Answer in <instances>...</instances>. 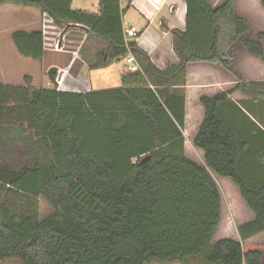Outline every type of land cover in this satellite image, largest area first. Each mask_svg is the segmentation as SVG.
Returning a JSON list of instances; mask_svg holds the SVG:
<instances>
[{"label": "trees", "instance_id": "1", "mask_svg": "<svg viewBox=\"0 0 264 264\" xmlns=\"http://www.w3.org/2000/svg\"><path fill=\"white\" fill-rule=\"evenodd\" d=\"M97 1L91 13L73 9L74 0H0L61 28L85 27L107 47L103 56L133 54L143 65L133 88L58 91L56 68L47 73L53 88H33L29 77L0 84V264H264V181L243 173L253 146L231 114L248 121L234 94L264 101V83L243 82L233 66L237 46L264 60V33L248 38L236 0H185L186 28L173 31L179 63L160 70L126 37L123 4L133 0ZM11 38L21 57L44 59L42 31ZM197 63L219 65L239 83L201 97L188 132L185 78ZM217 177L235 187L251 219L232 235ZM41 199L53 209L44 219Z\"/></svg>", "mask_w": 264, "mask_h": 264}, {"label": "crops", "instance_id": "2", "mask_svg": "<svg viewBox=\"0 0 264 264\" xmlns=\"http://www.w3.org/2000/svg\"><path fill=\"white\" fill-rule=\"evenodd\" d=\"M210 2L214 7H217L225 1L210 0ZM93 6L92 11L76 8L75 10L98 13L99 2L97 1ZM241 7H244L245 10L241 9ZM126 8L127 5L124 3L123 9L126 10L124 16L125 33L128 29L134 27L138 32L136 42L139 48L147 55L148 60L160 70H166L170 65H177L179 59L174 50L173 31H184L186 28L187 6L185 0H133L130 7ZM235 10L238 16L247 19L249 22L256 20L251 17L255 12L251 9V0H236ZM129 11L134 12L138 20H132L128 24L126 18ZM33 16L36 19L47 18L46 15L41 14L38 10ZM75 29L79 32L82 31L86 35L89 33V30L82 26H75ZM253 37L254 41H259L258 38ZM262 45L264 46V41ZM84 50L85 48L82 46L79 52L77 50L70 52L71 60L63 66L67 68H63L59 62H53L52 60L47 61L48 64L45 68L48 71L52 68L68 70L71 68L75 72V91L69 92L73 93L84 94L92 91H108L119 89L123 85L128 88L136 87L138 79L135 74L142 71L143 65L140 59H137L133 54H129L126 58L117 61L108 55L103 56L107 50L105 45L92 46L89 52H84ZM46 55L47 52L44 58H46ZM90 59H95L97 62H91ZM233 66L243 82L264 83V60L250 55L241 46H237L234 50ZM135 67L138 69L132 70ZM238 83L234 77L225 72L219 65L206 63L190 64L187 67L185 78L187 118L202 116V110L198 106L201 97L227 92L234 89ZM0 84L19 86L6 80L0 81ZM31 87L47 89L45 84L44 87H41L32 80ZM232 99L240 104L241 109L248 117L247 121L243 115H240V110L232 111V117L235 119L234 125H236L235 127L244 140H247L253 146L252 154L247 155L243 161V173L247 179L264 181V101H255L241 94H234ZM240 122L245 125L242 124L241 126ZM222 183L234 187L227 180H222ZM233 190L235 191L236 189ZM244 214H246L245 218L239 216L238 225L245 224L251 220L247 212ZM226 227L225 225V229H227Z\"/></svg>", "mask_w": 264, "mask_h": 264}, {"label": "rangeland", "instance_id": "3", "mask_svg": "<svg viewBox=\"0 0 264 264\" xmlns=\"http://www.w3.org/2000/svg\"><path fill=\"white\" fill-rule=\"evenodd\" d=\"M226 1V0H224ZM97 3V0H74L73 9H83L92 11L93 5ZM241 9L245 10L244 7ZM251 9L255 12L251 17L256 20L251 21V33L248 38L252 40L258 38V33H264V8L262 7L261 0H251ZM37 10L33 8L18 7L15 5L7 4L0 8V81L6 80L17 85H26V78H31L32 81L41 87L44 84L47 88H53L48 78V70L46 66L47 61L59 62L60 66H65L71 60L70 52H79L81 47L85 48L84 52H89L92 46H102L103 44L91 39L88 35L79 32L75 29V26L65 25L64 27H58L54 25L48 18L36 19L33 15ZM126 22L129 24L132 20H138L137 15L134 12L129 11L127 14ZM15 31H42L44 37H46V44H57L60 41V47L62 52L47 51L46 58L41 61H34L31 59H26L21 57L13 42L12 34ZM77 47H79L77 49ZM76 48V49H75ZM57 53V54H56ZM85 54V53H83ZM91 62H97L95 59H90ZM67 68V67H63ZM59 70V69H58ZM68 72L64 90L75 91V72L68 69H62ZM58 74V73H57ZM196 119L189 117L188 119V132H192L196 129ZM188 143H190L189 137ZM190 152L193 156L197 157L198 160L203 162V157L200 152L190 145ZM215 181L219 185L222 193L224 194L225 211L229 219L227 220L226 233L232 235L234 231H237L238 218L239 216L243 218L246 217L245 212L248 213L245 206H243L240 200L239 193L235 187L227 186L226 183H222L221 178H215ZM221 183V184H220ZM40 203V218L44 219L53 213V209L48 205V203L41 199ZM152 264H161L158 262H153ZM175 264V263H174ZM180 264V263H176ZM192 264H206L203 258L193 262Z\"/></svg>", "mask_w": 264, "mask_h": 264}, {"label": "built area", "instance_id": "4", "mask_svg": "<svg viewBox=\"0 0 264 264\" xmlns=\"http://www.w3.org/2000/svg\"><path fill=\"white\" fill-rule=\"evenodd\" d=\"M126 37L129 40H136L138 37V32L133 28H130L126 31ZM44 40L46 41V37H44ZM46 44L44 43V47L46 51H53V52H62L61 47H60V41L57 44ZM138 68H132V70H137ZM68 72L66 70L59 69L58 74L55 79V84L57 85V89L64 90L66 78H67Z\"/></svg>", "mask_w": 264, "mask_h": 264}, {"label": "water", "instance_id": "5", "mask_svg": "<svg viewBox=\"0 0 264 264\" xmlns=\"http://www.w3.org/2000/svg\"><path fill=\"white\" fill-rule=\"evenodd\" d=\"M71 26H72V25H71ZM75 26L79 27V25H75Z\"/></svg>", "mask_w": 264, "mask_h": 264}]
</instances>
